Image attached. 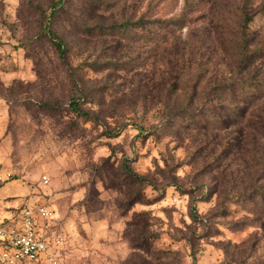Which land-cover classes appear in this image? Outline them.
<instances>
[{"label":"rangeland","instance_id":"obj_1","mask_svg":"<svg viewBox=\"0 0 264 264\" xmlns=\"http://www.w3.org/2000/svg\"><path fill=\"white\" fill-rule=\"evenodd\" d=\"M31 203L62 264H264V0H0V216Z\"/></svg>","mask_w":264,"mask_h":264},{"label":"built area","instance_id":"obj_2","mask_svg":"<svg viewBox=\"0 0 264 264\" xmlns=\"http://www.w3.org/2000/svg\"><path fill=\"white\" fill-rule=\"evenodd\" d=\"M43 183L49 179L43 177ZM53 213L37 203L22 207L18 215L0 216V264H62L64 238L51 233Z\"/></svg>","mask_w":264,"mask_h":264},{"label":"trees","instance_id":"obj_3","mask_svg":"<svg viewBox=\"0 0 264 264\" xmlns=\"http://www.w3.org/2000/svg\"><path fill=\"white\" fill-rule=\"evenodd\" d=\"M59 7H60V4H59V6L55 7L54 10H56V9L59 8ZM247 22H248V20H247ZM138 23H139V22H138ZM138 23H135L134 25H136V24H138ZM123 26H124V27H127V26H131V25H129V24H123ZM242 37H243L245 43L249 41V37H248L247 34H244ZM56 47H57V49L59 50V52L61 53V55H63V54H64V50H63V48H62V47H63V46H62V43H57V44H56ZM240 89H241V91L243 90V85H241ZM72 104H73V107L75 108V110H77V112H79L80 115L90 117V115H88L87 113H85V112L80 111L79 109H77V107H76V105L74 104V102H73ZM128 171H129V173H130V175L132 176L133 179H135V180H137V181H140V182H146V181H147V180L144 179L143 177H141V176H139L138 174L134 173L131 169H129V167H128Z\"/></svg>","mask_w":264,"mask_h":264}]
</instances>
